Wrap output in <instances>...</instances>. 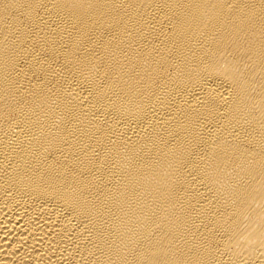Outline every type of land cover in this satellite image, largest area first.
Segmentation results:
<instances>
[{
    "label": "bare ground",
    "instance_id": "6f19581e",
    "mask_svg": "<svg viewBox=\"0 0 264 264\" xmlns=\"http://www.w3.org/2000/svg\"><path fill=\"white\" fill-rule=\"evenodd\" d=\"M0 264H264V0H0Z\"/></svg>",
    "mask_w": 264,
    "mask_h": 264
}]
</instances>
